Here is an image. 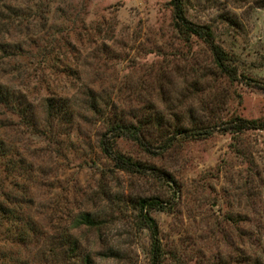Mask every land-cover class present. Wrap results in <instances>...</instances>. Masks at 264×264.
<instances>
[{"label":"rangeland","instance_id":"374dc122","mask_svg":"<svg viewBox=\"0 0 264 264\" xmlns=\"http://www.w3.org/2000/svg\"><path fill=\"white\" fill-rule=\"evenodd\" d=\"M186 16L213 28L233 78L208 44L177 29L172 0H0V88L37 124L0 105V202L23 200V214L47 235L2 220L0 264H80L63 249L59 260L39 256L46 239L65 234L79 236L96 264H152L142 197L170 202L151 210L163 264H264V130L223 129L237 116L264 117V0H187ZM90 88L110 116L154 117L152 151L127 137L115 142L146 174L117 168L102 150L107 121L82 104ZM59 97L76 100L70 132L55 121L56 137L40 135L47 100ZM15 166L24 171L13 174ZM82 212L103 225L73 228ZM110 248L121 257L99 256Z\"/></svg>","mask_w":264,"mask_h":264},{"label":"trees","instance_id":"16d2710c","mask_svg":"<svg viewBox=\"0 0 264 264\" xmlns=\"http://www.w3.org/2000/svg\"><path fill=\"white\" fill-rule=\"evenodd\" d=\"M186 1L187 0H172V3L175 7V25L177 29L183 35H186V37L194 36L208 44L213 51L215 63L217 64L218 68L224 74H227L229 77L233 78L234 74L237 73V71L231 65L232 59L230 58L229 53L219 43H217L215 32L210 25H197L187 18ZM261 87L264 89V84ZM84 96L85 99L84 102L82 100V104L107 121L108 132L103 136L101 141L102 150L105 152V154L114 160L115 165L119 169L139 174H146L148 170L145 168V166L134 161L132 157H128L125 154L119 152L115 148V142L117 138L127 137L137 141L148 151H152V142L147 139L146 132L147 129L150 128L151 124L154 123V117L147 116L146 118H140L139 120H136V122H134L131 120L120 118V116H118V114L116 113L110 116L103 108L102 97L99 96L97 92H95V90H93L92 88L86 90L84 92ZM47 102L49 119L44 128L42 130H39L40 135L42 134L43 136L46 135L56 137L58 135V131L55 130V121H58L59 124L62 125V129H67V132H70V125L74 122L73 119L75 116V111L73 110V106L76 100L59 97L49 98ZM0 105L16 109L21 117L27 119H29L30 117L28 116L29 110L24 108L19 103L16 104V101L12 99L9 93L2 90L1 88ZM134 117L137 118L138 116ZM30 119L27 123H31V125L37 127L36 122H34L33 119ZM157 122L158 125L161 126V120ZM214 129L215 128H205L199 130V128H196L197 131L195 132V135H209L210 133H213L212 131ZM223 129L224 131L231 132L233 134H240L242 132L254 129L264 130V117H260L257 119H247L237 116L233 118V120L226 122ZM176 130L177 135H182L183 133L188 131L184 128H178ZM61 133L65 132L62 131ZM159 136L163 139V143L161 144L160 149L166 151L170 146L169 140L163 138V134H160ZM0 157H4V154H2L1 152ZM153 170L157 171L155 168H153ZM16 171L19 173V171H24V169L21 166L19 167V169L15 166V168H12L11 170L13 174L16 173ZM157 175L163 177L165 176V173L159 171L157 172ZM25 189H20V191L24 193L26 191ZM24 203L25 202L21 199L9 204L8 202H0V222L6 219L12 222L13 225L24 223V227L27 228V231L29 233H34L35 236L44 234L46 235V232L38 225V223H36L34 217L30 216V214L27 216L26 213L23 214L22 210L24 208ZM28 203L30 204V202ZM137 204L140 209L139 221L151 232L152 264H163L164 250L163 243L160 238V228L155 217L152 216L151 210L158 209L166 211L170 207V202L159 197H142L139 198ZM11 205H14V207H12ZM101 225H103L102 220L89 212H82L77 214L73 222V228L82 231V233L84 231L88 233V231L92 229H99ZM24 230L25 229H22V231ZM25 233L26 231L22 232L23 235H25ZM25 239L27 240L28 238ZM45 243L48 244L49 247L45 246L44 248H42L43 250H40L39 256H44L45 258L47 255H49V257H51L52 255V259L59 260L61 258V256H59L60 251L63 249V256L66 260H78L80 264H96L92 252L84 250L82 246V240L79 236L65 234V236L61 235L58 237L48 238L45 240ZM56 243H59V248L55 247ZM58 249H60L59 252ZM120 254V250L114 248L108 249L105 254L99 252L100 257L109 259L112 257L119 258L121 257ZM45 261L48 262L49 260L47 259Z\"/></svg>","mask_w":264,"mask_h":264}]
</instances>
